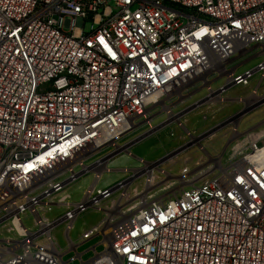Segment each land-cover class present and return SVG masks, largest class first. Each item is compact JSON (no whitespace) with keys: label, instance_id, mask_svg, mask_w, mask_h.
<instances>
[{"label":"built area","instance_id":"1","mask_svg":"<svg viewBox=\"0 0 264 264\" xmlns=\"http://www.w3.org/2000/svg\"><path fill=\"white\" fill-rule=\"evenodd\" d=\"M256 76L264 0H0V264H264V132L232 124L233 147L167 198L128 207L126 181L98 187L147 113L216 78L208 101H222ZM156 165L142 162L146 184ZM87 175L79 202L64 195ZM89 211L105 217L74 243Z\"/></svg>","mask_w":264,"mask_h":264},{"label":"rangeland","instance_id":"2","mask_svg":"<svg viewBox=\"0 0 264 264\" xmlns=\"http://www.w3.org/2000/svg\"><path fill=\"white\" fill-rule=\"evenodd\" d=\"M259 61L261 59H236L229 66L233 71L243 73L253 69ZM222 84L223 80L216 78L210 85L201 86L188 96L173 100L168 106L169 110H166L165 103L140 118L134 129L118 141L114 153L113 148H108L98 157L112 153L107 166L110 172L103 174L98 187L112 189L119 182L126 181L129 186L126 193L129 196L140 194L127 204L128 207L136 204L143 195L153 199L167 198L180 187L187 186L183 181H188L201 170V162L211 164L217 155L226 150L223 146L230 138L232 124L238 123L241 133L249 134L253 130L263 133L264 78L256 76L249 87H234L224 95V100L210 103L207 88L210 86L216 90ZM240 144L245 148L247 141L243 139ZM229 159L231 150L226 152L224 165ZM142 162L159 165L154 187L150 190H147L141 170ZM184 169L189 172L183 175ZM93 180V175L85 176L70 186L64 195H69L73 202H79ZM104 217V213L94 211L81 216L71 232L72 241L78 243L81 234L98 226ZM64 235V227L55 232L60 246L66 248ZM99 241L100 238L95 239L79 251L83 252ZM98 250L101 251L102 247ZM90 257L87 255L85 259Z\"/></svg>","mask_w":264,"mask_h":264},{"label":"bare ground","instance_id":"3","mask_svg":"<svg viewBox=\"0 0 264 264\" xmlns=\"http://www.w3.org/2000/svg\"><path fill=\"white\" fill-rule=\"evenodd\" d=\"M161 104H163V103H161ZM166 110H169V109H166ZM170 116L174 117L172 113H170ZM231 142L232 141H228L227 143H225V145L223 146V149H231V145H232ZM232 147H233V145H232ZM213 162H215V160H213ZM155 169L159 170V165H156ZM107 173H109V172H107ZM154 179H155V175H154ZM154 184H155V181L151 182L150 184H147V190H150L152 187H154ZM136 195H138V194H136ZM139 196H140V194H139ZM139 196L134 195L132 197V200L135 198H138Z\"/></svg>","mask_w":264,"mask_h":264}]
</instances>
